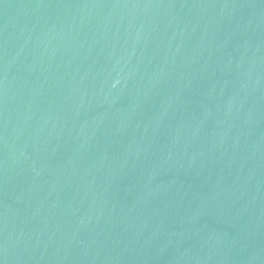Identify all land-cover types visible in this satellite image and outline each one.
I'll return each instance as SVG.
<instances>
[{
	"label": "water",
	"instance_id": "1",
	"mask_svg": "<svg viewBox=\"0 0 264 264\" xmlns=\"http://www.w3.org/2000/svg\"><path fill=\"white\" fill-rule=\"evenodd\" d=\"M0 264H264V0H0Z\"/></svg>",
	"mask_w": 264,
	"mask_h": 264
}]
</instances>
